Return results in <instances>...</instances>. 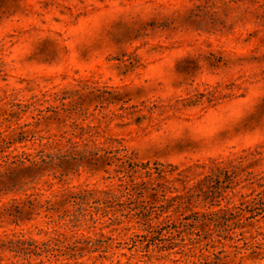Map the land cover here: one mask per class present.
<instances>
[{
	"label": "rangeland",
	"instance_id": "1",
	"mask_svg": "<svg viewBox=\"0 0 264 264\" xmlns=\"http://www.w3.org/2000/svg\"><path fill=\"white\" fill-rule=\"evenodd\" d=\"M35 115L41 116L37 128L52 134L90 126L97 144L111 152L35 185L41 200L90 190L99 202L90 201L91 219L68 228L47 223L43 212L0 216V264H59L63 256L48 260L36 255L35 245L59 233L103 243L84 252L82 264H192L207 255L223 264H264V25L254 26L243 6L230 0H0V131L33 123ZM82 144L74 150L92 148ZM124 154L134 163L163 164L165 171L147 184L157 188L148 217L139 210L151 190L140 197L120 185L148 179L141 169L120 180ZM219 162L228 173L207 177ZM197 181L202 184L192 189L185 214L177 200L161 201ZM216 186L225 197L220 207H233L225 231L197 226L193 232L203 237H185L178 227L144 237L151 224H179L191 210L217 209L196 197ZM10 197L2 196L0 205ZM245 199L252 211L236 207ZM160 203L168 206L161 211ZM17 240L30 257L16 256Z\"/></svg>",
	"mask_w": 264,
	"mask_h": 264
},
{
	"label": "trees",
	"instance_id": "2",
	"mask_svg": "<svg viewBox=\"0 0 264 264\" xmlns=\"http://www.w3.org/2000/svg\"><path fill=\"white\" fill-rule=\"evenodd\" d=\"M230 1L243 6V9L249 13L250 18L253 20L254 26L259 27L264 25V2L261 3L259 0ZM54 97H56V95ZM16 106L20 108L21 105L17 104ZM22 106L25 108L22 109L23 111L29 108V104ZM10 115L12 116L13 114L10 113ZM40 117L39 115L32 116V118L35 119L33 123H18L15 127H10V125H8L4 131H0V199L2 196H11L5 203L0 205V216L13 217L14 220H18L22 217L30 218L33 214L39 215L43 212V216L48 219L47 223L61 221L63 226L72 228L76 226L78 222L85 221L88 215L90 219L92 218L91 209H89L91 207L90 201L93 200V203H99L97 200H94L93 192L87 189L76 192L64 190L61 192H53L41 200L39 198V196L42 195V192H40L41 188L35 185L43 180L45 176H51V178L58 177L57 173L67 165L75 163L80 165L78 162H81L82 159L88 162V166L95 165L98 161L104 160L106 154L110 153L111 150H107L103 146L97 144V138H95L97 136L96 131H93L90 126H81L77 133H75V129H72V131L66 130L60 134H52L49 133V129L37 128L38 124L41 122ZM4 120H10V118H5ZM31 126L33 128H28ZM65 134H67V136H65ZM76 137L80 140L76 139ZM80 142L86 147L92 143V148L90 150L75 151L74 148L78 146ZM100 143L103 144L102 142ZM18 148H22V150H18ZM122 150L115 149L116 152ZM78 155L82 157L80 158ZM118 159L121 160L119 165L121 169H116V171H120L123 174L120 176V180L124 177H130L132 173H136L138 170L143 169L142 175L148 178L147 180L131 182L126 186L124 183L120 185L128 189V191L131 192L129 194L139 190L140 197H145V193L151 190L149 195H147V199L141 200L139 210L141 216H150L153 211L152 208L156 206L155 203L157 199H155V197H157V195L155 191L157 188L156 186H152L149 189L147 184H150V179L154 173L160 175L165 171L162 168L163 164L154 162L151 166L149 163H134L130 161L131 158L126 154ZM228 171L227 165L221 162L215 163V165L210 168L207 177L212 178L221 173L227 174ZM181 173L182 170L177 174L180 175ZM227 178V181L231 184L233 178H229V176H227ZM48 183L49 179H45L42 185ZM139 183L143 185L141 188H138ZM201 184V181H197L188 187H184L182 193H176L168 197L164 194L162 195L161 201L166 202L170 199L177 200L178 207L183 208L182 214H185L184 211L190 209L188 206V199L193 196L191 194L192 189L197 186L200 187ZM120 192H122V189H120ZM14 194L19 195L14 197ZM196 197L197 199L201 198V201L205 202L209 199V206L216 203L219 207L204 212L191 210V213L184 215V221L179 222V224L170 223L165 226H160V221L151 224L146 230L144 237H159L163 230L172 233L171 230H177L178 227H182L183 231L187 233L185 237H190L193 234L197 237H203L199 231L193 232L192 229L197 226H207L211 230L225 231V227L230 226L229 221L234 217L230 216L233 213V207H220V200L225 197H222L219 187L216 186L210 194L204 193ZM249 201L250 199H245L236 207L242 212L252 211L249 209ZM166 206H168V203H160L158 207L162 211ZM95 209L98 210L100 208L95 207ZM257 213H252L250 217H253ZM190 219L191 221H189ZM203 219H208L209 221H203ZM211 224L213 226H211ZM206 236L209 237L210 233L205 235V237ZM23 243L24 240H17L16 248L13 251H15L16 256L24 255L30 257L29 254L31 250L20 247ZM30 243L34 244L33 241ZM132 243V246L137 245L135 239H132ZM35 245L40 248V251L36 253V255H43L48 260H58L60 256H63L62 258L65 260L61 261L59 264H82L78 262V258L83 256L84 252H90L91 250L92 252L96 251L98 248L96 246H101L103 243L101 241H91L89 238L75 240L70 238L67 239L63 233H59L56 237H49L41 242L40 246H37V244ZM90 245L91 248H89ZM209 257L210 256L207 255L198 263L192 262V264H223L221 263V257L217 255L211 259ZM39 262L42 263V260Z\"/></svg>",
	"mask_w": 264,
	"mask_h": 264
}]
</instances>
